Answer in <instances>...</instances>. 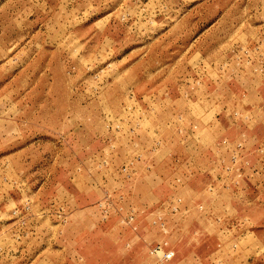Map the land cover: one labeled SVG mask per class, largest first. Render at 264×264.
Instances as JSON below:
<instances>
[{"label":"rangeland","instance_id":"rangeland-1","mask_svg":"<svg viewBox=\"0 0 264 264\" xmlns=\"http://www.w3.org/2000/svg\"><path fill=\"white\" fill-rule=\"evenodd\" d=\"M231 196L264 206V0H0V264H264Z\"/></svg>","mask_w":264,"mask_h":264},{"label":"crops","instance_id":"crops-1","mask_svg":"<svg viewBox=\"0 0 264 264\" xmlns=\"http://www.w3.org/2000/svg\"><path fill=\"white\" fill-rule=\"evenodd\" d=\"M176 105L177 106H180V104L178 102H176ZM217 126L218 127H216L213 124L211 127H204L202 129H198L196 131V138H197L198 142L205 143L204 145L213 144V142L215 141V140H213L214 137L217 136V135H220L221 131H223V130H221V128L219 129V125H217ZM218 131H220V132H218ZM211 139H212V141H211ZM168 142H169V139H168ZM163 152H165V151H163ZM163 152H161V153H163ZM151 185L152 184H148L147 186L152 187ZM189 186H190V189H188V190H190L191 193H193V195H190V193H189L190 196H188V197L185 196V200H186V204L187 205H190L192 202L194 203L196 201H201L200 199H204L205 200V197L200 198L201 196H199V191H198L199 189L198 188L201 186V183H198V180H195L194 179L190 183ZM150 197L143 196L142 199H140L141 206L144 203H146L149 200H151L152 198H150ZM215 199H217V197L214 198L213 201ZM221 199L222 198L218 197L217 203H219ZM234 200H237V199L236 198H233L232 196H231V198H229V201H227L228 202V207H230L232 205L231 203ZM236 203L240 205V208H243V210L241 211L242 212L241 214H243V215L249 214L252 217H253V215L255 216V219L253 220L255 223H259L260 221H263L264 220V206H263V204H259V202H258L257 199H254V200L243 199L242 201L241 200H237ZM230 208H231L230 210L232 211V213H235L232 210L233 208L232 207H230ZM258 212H259V214H256ZM190 213H191L190 216H192L191 217L192 219L202 217L200 213L196 214V211L193 210V208L190 210ZM145 228L146 227H143L142 224H140V226L139 227H136V229H131V230L128 229V230H126L127 228L117 227L116 230H114V228H112L111 229V232L114 233V234H118L120 232V233H122L124 235L125 232L128 231L127 234H128V236H130V239L134 238V235H136V236L139 235V236H137L139 238V240L135 239L134 241L136 243L142 242V243H145L146 244L145 241L149 242L150 240L152 241L154 238H151L149 235H147V231H144ZM259 230H260V237L262 239H264V227H262V229H259ZM116 231H118V233H116ZM107 234H109V232ZM180 235L182 237H184V235H185L184 234V231ZM192 235H193V238L192 239L195 240V235H198L199 236V235H202V234H199V232H194V233H192ZM114 239H115L114 246H116V247H119V245H122V247L125 246V245L122 244V242L125 241V239L122 236H120V234L118 235V237H114ZM132 246L133 245L131 243H130V245L127 244V247L128 248H130ZM259 247L260 248L261 247H264V241H263L262 244H260ZM256 249H259L258 246L256 247ZM225 251L231 252L230 246L226 245L225 248H222L221 250H217L215 253L213 252V254L207 258V260L210 261V264H248V263H250V260L253 258L251 256V254H250V251H253V246L251 244H248V243H247V245L246 244L241 245L240 251L237 252L235 255L227 256L226 255L227 252L225 254H223V252H225ZM193 254L194 253H191L190 252L187 255V257H185L182 260H179L178 259L179 257L177 255L176 261L177 260H179V261H177L175 264H196L197 262L194 261L193 256H192ZM149 260H150L149 257H148V260L147 261H143L142 258H141L138 261H133L132 264H147V262Z\"/></svg>","mask_w":264,"mask_h":264},{"label":"built area","instance_id":"built-area-1","mask_svg":"<svg viewBox=\"0 0 264 264\" xmlns=\"http://www.w3.org/2000/svg\"><path fill=\"white\" fill-rule=\"evenodd\" d=\"M238 146H240V144ZM231 159L234 163H237L238 160L239 161L241 160L239 153H238V155H232ZM237 170H239V168H237ZM179 201H180V199H179ZM173 209L177 210L178 206H174ZM123 222L133 224V222H135V215L134 214L128 215L127 218ZM153 223L155 225H157L162 230V232L164 234L168 233V229L166 228V223H165V220H164L161 212L157 213V216L153 220ZM134 229H136V227H134ZM167 246H168V242H167V240H164L163 242L157 244L153 248L152 252H153V255H155L157 257L158 264H166L168 261H170L174 258V256H175L174 250L171 248H168Z\"/></svg>","mask_w":264,"mask_h":264}]
</instances>
